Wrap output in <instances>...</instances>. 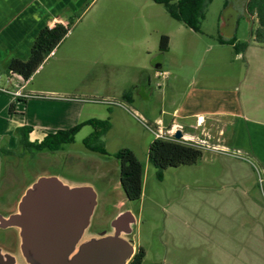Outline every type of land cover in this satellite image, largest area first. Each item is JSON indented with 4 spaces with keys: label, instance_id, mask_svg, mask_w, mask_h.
<instances>
[{
    "label": "rangeland",
    "instance_id": "obj_1",
    "mask_svg": "<svg viewBox=\"0 0 264 264\" xmlns=\"http://www.w3.org/2000/svg\"><path fill=\"white\" fill-rule=\"evenodd\" d=\"M247 1L211 0L200 33L172 20L162 6L149 0L52 2L57 21L67 26L68 33L20 89L30 98L23 99L27 100L26 105L17 104V109L26 110L25 115L33 123L45 124L46 116L53 115L64 127L74 125L73 120L79 123L98 119L114 111L113 127L103 139L108 155L92 153L83 146L90 127H84L64 151L29 154L16 149L12 155L4 156L0 208L7 213L13 211L26 188L40 177L57 176L69 183H88L97 193L89 232L109 231L116 215L129 211L135 223L128 238L133 241L135 252L140 247L144 249L142 264H230V260L218 255L212 230L202 227L204 222L219 220L225 214L211 205L222 202L217 189L220 185L216 184L215 190L202 187L208 176L222 171L221 163L204 162L207 156L203 155L196 165L166 169L162 181H158L156 170L147 163L153 135L135 117L143 118L151 128L153 125L122 96L131 94L134 87L146 95L144 69L151 77V106L155 114L161 107H170L167 99L173 107L202 113L212 111L210 107L216 102L212 106L194 97L217 96L226 111L240 115L238 99L245 104L250 98L255 105L263 103L264 46L251 36L258 25L255 14L246 10ZM31 5L34 8L35 4ZM49 6L45 4L48 11L44 13L34 11L37 23L30 22V29L54 26L53 19L47 17ZM163 35L169 39L167 52L159 51ZM234 38L248 43L239 55L230 45L218 41ZM29 50L24 47L17 54L26 58ZM6 63L0 60V87L14 92L24 85V80L12 75L4 66ZM156 65H161L162 73L154 77ZM92 100L101 103H90ZM121 149L131 150L144 166L138 201H128L119 184V165L113 154ZM67 155L70 159L66 160L63 156ZM241 156L240 162L253 167L257 184L253 163ZM16 244L12 229H0L1 249L14 252Z\"/></svg>",
    "mask_w": 264,
    "mask_h": 264
},
{
    "label": "crops",
    "instance_id": "obj_2",
    "mask_svg": "<svg viewBox=\"0 0 264 264\" xmlns=\"http://www.w3.org/2000/svg\"><path fill=\"white\" fill-rule=\"evenodd\" d=\"M54 1L0 0V60L7 61L4 66L7 67L13 58L26 59L20 57L17 53L24 47L27 49L31 47L38 31L43 27L30 29V22L37 23L34 22L37 19L35 17L36 12L44 13L48 11L45 4H50L47 17L53 19V25L61 23L60 20L57 21L51 7V3ZM31 4H35L34 8ZM35 10L37 11L34 12ZM49 27L53 26L49 25ZM259 45L264 46V44ZM13 52L16 54L12 56ZM161 68V65L155 66L154 77L162 73ZM142 70V75L145 77L146 95L144 96L139 87H134L133 92L130 94V103L123 96L122 98L126 103L135 107L140 114H143L155 129L179 128L178 130L182 133V140L185 142L204 140L208 144L219 148L240 151L242 155L250 159L253 166L260 169L263 180L261 185L256 184L253 167L250 168L247 164L246 166L237 158L213 151H204L203 155L207 156V159L202 156L203 161L220 162L222 171L208 176L206 178L207 183L203 184L202 187L215 190L216 184L220 185L217 189L219 194H222V202L212 203L211 205L212 209L225 211V214L224 217H219V220L204 222L202 227L212 230L213 241L217 243L219 249L218 255L230 260V264H264V119L262 118L264 102L255 105L254 99L250 98L246 102L248 104H245L244 100L240 101L238 99L241 106L240 112L242 113L240 115L234 111H226V106L223 103H218L217 96H211L208 99L204 96L194 97L196 101L197 99L199 101L200 98L201 102L208 101L212 106L216 102L213 107H210L212 111H203L202 113H196L183 107L178 109L173 107L175 105L167 99L168 103H166L170 107L167 109L161 107L159 113L155 114L151 106V99L153 98L150 92L151 77L148 73H145L144 69ZM29 80L24 81V85L19 88H15L14 92L22 89L23 86L29 83ZM6 91H0V176L2 175L4 156L7 154L12 155V152L20 148L19 136L16 132L18 128L31 127L32 131L28 136L29 141L39 143L49 133L66 130L82 123H76L73 120L72 124L74 125L64 127L61 125V121L57 119L58 117L53 115L46 116L45 124L33 123L25 115L26 110L22 111L23 109H20L18 111L17 109V104L21 105L23 102L26 105L27 100L15 97L11 94L13 92L9 90ZM90 103L97 104L93 100ZM12 105L14 109L13 113H10V106ZM22 106L20 108H23ZM114 113L112 111L106 117H99L98 119L105 120L109 118L113 122L111 116ZM135 119L142 124L138 117H135ZM153 141L154 138L149 144ZM142 167L144 178V166L142 165Z\"/></svg>",
    "mask_w": 264,
    "mask_h": 264
},
{
    "label": "water",
    "instance_id": "obj_3",
    "mask_svg": "<svg viewBox=\"0 0 264 264\" xmlns=\"http://www.w3.org/2000/svg\"><path fill=\"white\" fill-rule=\"evenodd\" d=\"M174 138L180 140L181 131ZM96 206L97 193L88 183L38 178L11 213H0V229H12L17 237L14 252L0 248V264H128L135 254L128 238L134 217L122 211L109 231L90 233Z\"/></svg>",
    "mask_w": 264,
    "mask_h": 264
},
{
    "label": "trees",
    "instance_id": "obj_4",
    "mask_svg": "<svg viewBox=\"0 0 264 264\" xmlns=\"http://www.w3.org/2000/svg\"><path fill=\"white\" fill-rule=\"evenodd\" d=\"M164 8L167 15L174 21L183 24L195 33H200L201 23L205 18V11L211 0H149ZM246 10L250 15L255 14L258 27L251 32L256 43L264 44V0H248ZM66 25L61 23L53 27L43 26L38 31L26 59L13 58L7 69L12 74L19 75L26 82L42 63L55 50L62 39L67 35ZM220 44H228L236 55L243 53L248 43H240L234 38L229 41L218 39ZM169 39L161 36L159 51L167 52ZM123 98L130 103V94ZM13 105L10 113H13ZM89 126L92 132L83 139V146L92 153L107 156L104 137L112 128L109 118L105 120L89 119L66 130H58L47 134L39 143L29 141L32 128L23 126L16 130L19 136L20 149L33 153H55L62 151L66 145L74 143L76 134L82 127ZM154 127V126H153ZM155 129V128H154ZM13 153V152H12ZM203 156V151L183 141L167 142L154 140L148 148V164L156 170V179L162 181L163 172L168 168L196 165ZM119 165V184L128 201H138L142 195L143 167L134 153L129 149H121L113 154ZM146 254L143 248L135 252L128 264H142Z\"/></svg>",
    "mask_w": 264,
    "mask_h": 264
},
{
    "label": "built area",
    "instance_id": "obj_5",
    "mask_svg": "<svg viewBox=\"0 0 264 264\" xmlns=\"http://www.w3.org/2000/svg\"><path fill=\"white\" fill-rule=\"evenodd\" d=\"M0 91L1 92H7L4 88L0 87ZM12 95H14L15 97H19V98H24V99H28L30 98L29 95L24 94L22 91H15L13 93H11ZM96 102V101H94ZM97 103H101V102H97ZM105 104H111L108 101L103 102ZM142 125L153 135L154 140H162V141H167V142H174V141H183L182 138L180 140H176L174 138V134L175 132L179 129V128H175V127H171L170 129H165V130H160V129H154L149 127L146 123L145 120L140 119L139 120ZM185 142V141H183ZM191 144L193 147L204 151H213V152H217L223 155H227L229 157L232 158H237V159H242V153L240 151H231L225 148H219L217 146H213L208 144L206 141L204 140H197V141H190V142H186ZM255 170H256V174H257V179H258V184L261 185L263 180H262V176H261V171L259 168H257L256 166H254Z\"/></svg>",
    "mask_w": 264,
    "mask_h": 264
},
{
    "label": "flooded vegetation",
    "instance_id": "obj_6",
    "mask_svg": "<svg viewBox=\"0 0 264 264\" xmlns=\"http://www.w3.org/2000/svg\"><path fill=\"white\" fill-rule=\"evenodd\" d=\"M62 151H64V149H63ZM63 158H65L66 160H67V159H70L69 155H67V156H63ZM89 163H90V162H88V164H89ZM91 164H92V163H91ZM10 202H11V201H10ZM4 212H5V209H3V208L1 209V208H0V213H1L2 215H7V214L11 213L12 211H11V212H8V213L5 212V214H4Z\"/></svg>",
    "mask_w": 264,
    "mask_h": 264
}]
</instances>
